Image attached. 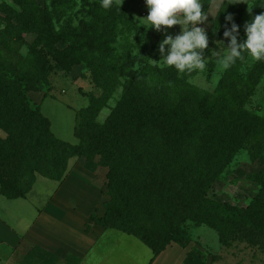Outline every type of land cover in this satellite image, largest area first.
I'll return each mask as SVG.
<instances>
[{
  "label": "trees",
  "instance_id": "16d2710c",
  "mask_svg": "<svg viewBox=\"0 0 264 264\" xmlns=\"http://www.w3.org/2000/svg\"><path fill=\"white\" fill-rule=\"evenodd\" d=\"M15 3L20 13L4 4L0 9L8 17L6 27L12 29L9 17L15 16V31L34 34L37 42L29 57L18 55L17 61L12 60V49L8 54L0 51V130L5 134L0 138L1 196L25 198L36 176L62 183L70 159L91 162L97 158L107 168L101 192L106 197L101 202L104 212L97 216V207L93 209L85 232L95 224L133 236L150 249L148 264L171 244L186 248L190 243L186 223L213 230L223 245L238 233L246 243L264 250V126L242 107L240 99L190 92L182 83L172 82L178 75L173 67L154 69L152 81L130 76L132 83L104 123L96 121L98 109L90 101L77 115L73 135L79 144L62 141L52 133L40 104L27 93L48 85L52 62L68 67L72 46L68 43L57 51L52 43L74 37L57 36L49 5L40 7L33 0ZM224 13L218 21L220 32L231 27L224 20L226 15L231 14L233 22L238 20L235 12ZM81 26L82 21L75 29L81 46L99 55L102 46L90 39L95 33ZM101 37L94 36L95 40ZM243 150L261 167L246 175L259 193L246 209H238L210 199L207 193Z\"/></svg>",
  "mask_w": 264,
  "mask_h": 264
},
{
  "label": "rangeland",
  "instance_id": "374dc122",
  "mask_svg": "<svg viewBox=\"0 0 264 264\" xmlns=\"http://www.w3.org/2000/svg\"><path fill=\"white\" fill-rule=\"evenodd\" d=\"M33 1L40 7L45 4L50 6L49 13L52 14V23L58 37L62 34L74 37L66 43L60 39L52 43L57 51L66 49L70 43L73 53L70 54L72 58L68 67L52 62L53 69L47 78L48 85L41 87L38 92L27 93L33 102L40 104L41 113L50 121L52 133L62 141L79 144V140L73 135L79 122L77 115L90 101H95L98 109L96 121L102 124L120 101L124 88L132 83L130 76H135L143 82L152 81L151 74L154 69L163 71L168 68L157 63L160 59L158 47L166 35L179 34L180 26L175 25L160 32L148 27L142 20L148 15L144 0H111L108 8L102 5V0H68L66 3L60 0L54 1L55 3L52 0ZM15 2L16 0H0V9L4 4L20 13ZM201 3L202 10L208 14L207 21L199 25L205 28L209 38L208 47L203 50L206 66L202 70L178 72L175 81L172 82L182 83L190 92L207 91L215 95H230L236 100L240 99L242 107L264 126V60L256 61L245 54L243 60H237L227 69L223 68L219 60L226 54L229 41L223 37V32L218 30V21L222 13L235 12L238 15L235 23L240 26L237 40L238 43L242 42L245 22L264 12V0H201ZM249 8H252L251 12ZM9 19L12 21L9 23L13 30L6 27L8 17L0 11V51L8 54L7 50L12 49L10 55L14 61L18 60V55L22 58L29 57L30 53L35 51L32 47L36 45V36L18 34L16 28L14 29L17 25L16 17L12 16ZM80 21L82 29L95 33L90 39L91 41L94 39V45L102 46L101 48L99 46V55L96 51L93 52L91 47L90 50L84 49L81 41L77 39L78 32L75 29ZM5 27L6 29L1 32ZM8 31L10 33H7ZM96 35L102 36L101 39L95 40ZM12 37L17 39L12 40L13 44L8 41ZM40 47L42 46H36V49ZM232 70L234 73L231 77L229 75ZM4 136V132L0 130V138ZM82 161L83 158L74 157L69 160L68 166L91 167L94 172L92 175L96 172L99 191L104 190L107 168L102 167L97 158L91 162ZM260 168L258 162L251 161L246 150L241 151L221 171L207 196L232 207L246 209L259 193V187L248 181L246 175ZM77 178L83 183V187L87 186L80 189L85 194L90 192L88 187H94L91 176ZM58 184L59 182L36 176V181L25 199L7 200L0 195V224H5L3 231L0 228V236L4 238L9 233L23 235L38 215V210L53 201ZM70 190L79 191L74 186ZM105 199L106 197L102 195L97 200V216L104 212L101 202ZM60 202V205L73 212L65 210L66 208L62 209L66 214L68 212L73 216L70 227L74 238H78L79 229L84 224L83 217L86 219V208L81 202L79 207L76 204L75 210L72 203ZM53 224L59 225L57 222ZM40 225L46 228L50 235L54 234V230L49 226ZM185 228L190 237V243L185 250L191 257H186L183 264H264V250L259 249L257 244L246 243L238 233L233 235V239H229L227 245H223L213 230L195 227L191 223H186ZM119 237L123 241L110 234H104L100 238L95 257L89 255L85 264L149 263L152 253L148 247L135 238ZM9 249L1 243L0 264H77L76 259L65 251L57 253L37 251L26 242H22L15 251Z\"/></svg>",
  "mask_w": 264,
  "mask_h": 264
},
{
  "label": "clouds",
  "instance_id": "9594fccd",
  "mask_svg": "<svg viewBox=\"0 0 264 264\" xmlns=\"http://www.w3.org/2000/svg\"><path fill=\"white\" fill-rule=\"evenodd\" d=\"M144 3L148 15L142 20L148 27L160 32L175 25L180 26L179 34L166 35L159 44L160 59L157 63L173 67L180 73L204 69L206 65L203 50L208 47L209 38L205 28L199 25L207 21L208 14L202 10L201 0H144ZM102 5L110 7L111 0H102ZM251 9L249 8V12ZM233 19L231 14L224 17L226 22H231V27L223 31V37L228 39L229 44L226 54L219 60L222 67L229 68L237 60H243L245 54L256 61L264 60V12L245 22L244 39L240 43L237 40L240 26Z\"/></svg>",
  "mask_w": 264,
  "mask_h": 264
},
{
  "label": "crops",
  "instance_id": "0c3cea01",
  "mask_svg": "<svg viewBox=\"0 0 264 264\" xmlns=\"http://www.w3.org/2000/svg\"><path fill=\"white\" fill-rule=\"evenodd\" d=\"M92 173H94L93 169L87 165L69 166L68 172L63 182L58 184L56 191L54 192L53 201L48 202L44 208L38 210V215L23 235L9 233V235H6L4 238L0 236V245L3 243V245H6V247L10 248L9 251H15L22 242H26L37 249V251L50 253L65 251L66 254H69L76 259L77 264H85V261L89 255V257L93 255L95 257L97 253V246L101 242L100 238L104 234H110L113 237H116V239L118 238L120 241L123 240L119 236L134 238L133 236H129L114 229L103 230L95 224H91L90 230L85 232L84 225L88 222V217L93 209L97 207V200L102 196V191H99V185L96 183V172L95 175H92ZM77 174H79V176ZM84 175L91 176L94 182V187H88L90 192H87L86 194L83 191H80V189L86 188L87 186L83 187V183L77 178L81 176L84 177ZM73 186L79 191H71L70 189ZM78 195L83 198H80ZM60 201H63L67 204L72 203V208H74V210L75 206H77L76 204H78L79 207V202H81L86 208V219L83 217L84 224L83 227L81 226L79 229L80 233L78 238H74V233L70 227V220L73 219V216H70L68 212L66 214V212L62 210L66 207L60 205ZM65 210L70 211L68 208ZM70 212L73 213L72 211ZM53 222H57L60 228L54 225ZM40 224L52 228V230H54V234L52 233L50 235V233L46 231V228L41 227ZM3 227H5V224L1 223L0 228L2 231ZM70 232L73 236L70 235ZM94 233L96 234L93 237ZM186 257L187 251L185 248H181L176 244H171L156 258L152 264H163L166 262L167 264H183Z\"/></svg>",
  "mask_w": 264,
  "mask_h": 264
}]
</instances>
